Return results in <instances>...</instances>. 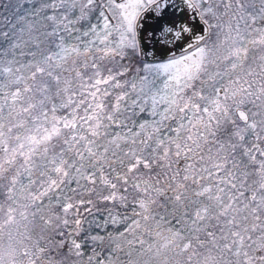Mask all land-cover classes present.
<instances>
[{
    "label": "snow or ice",
    "instance_id": "6c2138e0",
    "mask_svg": "<svg viewBox=\"0 0 264 264\" xmlns=\"http://www.w3.org/2000/svg\"><path fill=\"white\" fill-rule=\"evenodd\" d=\"M0 264H264V0H0Z\"/></svg>",
    "mask_w": 264,
    "mask_h": 264
}]
</instances>
